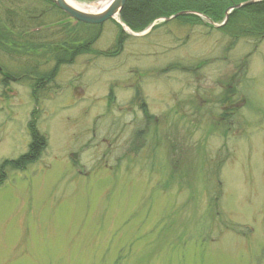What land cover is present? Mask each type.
<instances>
[{"label":"rangeland","instance_id":"obj_1","mask_svg":"<svg viewBox=\"0 0 264 264\" xmlns=\"http://www.w3.org/2000/svg\"><path fill=\"white\" fill-rule=\"evenodd\" d=\"M28 5L43 24L63 19L42 0L0 11ZM117 31L102 24L93 48ZM23 62L0 52L11 74L0 75V164L27 151L33 128L46 143L24 168L0 169V264H264V39L170 23L115 57L76 56L36 97ZM139 106L166 120L175 158L152 159L161 141L128 153Z\"/></svg>","mask_w":264,"mask_h":264},{"label":"trees","instance_id":"obj_2","mask_svg":"<svg viewBox=\"0 0 264 264\" xmlns=\"http://www.w3.org/2000/svg\"><path fill=\"white\" fill-rule=\"evenodd\" d=\"M42 1L56 10L63 19L52 24L44 23L48 24L44 25L36 17L39 14L34 15L35 10L32 5L7 7L1 10L0 50L2 53L24 60L23 64L26 65L27 62L46 64L52 58L56 64H68L79 55L95 54L115 57L123 51L130 36L118 24L115 23L118 31L114 45L106 51H98L93 48V45L100 36L99 26L74 22L56 8L52 0ZM245 2L250 3L233 9L225 24L219 28H214L198 16L206 17L213 23H220L224 20V13L228 8ZM183 11L189 14H179ZM171 16H173L171 20L153 26L150 32L173 23L177 26L203 25L210 31L227 35L230 44L237 39L253 40L256 43L264 39V0H127L119 13L121 22L130 31L136 33L144 31L155 20L167 19ZM37 56L39 59L36 62L33 61L32 59ZM46 78H48L46 75H42L37 86L39 87ZM36 130L33 128L27 151L15 159L3 160L0 169L5 167L22 169L37 159L46 140ZM3 176V174L0 175V181L4 179Z\"/></svg>","mask_w":264,"mask_h":264},{"label":"flooded vegetation","instance_id":"obj_3","mask_svg":"<svg viewBox=\"0 0 264 264\" xmlns=\"http://www.w3.org/2000/svg\"><path fill=\"white\" fill-rule=\"evenodd\" d=\"M45 11H47V10H45ZM43 13H44V11H40L39 15L36 17L37 18L41 17ZM74 22H77V21H74ZM114 25H115V23H114ZM124 32L127 33L126 31H124ZM0 52H1V50H0ZM4 55H7V54L4 53ZM37 59H39V56H37V58H34L32 60L36 62ZM52 62H53V64H52L51 70L44 72V73L39 72L40 69L44 68L45 66L49 65ZM36 64L37 63L27 62L25 65V68L32 75H34V78H33L34 82L31 86L32 87L31 88V95L33 97H36V95L38 96V91H40L45 86V84L47 82H51V81L53 82L54 77L57 75L59 68L62 65H66V64H56V62H54L53 58L49 62H47L46 64H43V63H38L37 65ZM0 75L3 76V81H4V80L9 79V76L11 74L4 71L3 67L0 65ZM42 75H46L48 78L44 79L43 83L38 87L37 83H40L39 79ZM49 77H50V80H49ZM137 97H138V94H137ZM169 111H170L169 112V114H170L169 118L170 119L173 117L177 118L176 117V114H177L176 111H174V110H169ZM138 113L141 115L140 120L142 121V124H143L142 127L143 128L138 127L131 134V139H130L129 147H128V151H129L128 153H131V152L136 153V154L141 153L142 148L144 147L145 143L148 140H151L152 142H154V141L160 142L161 141L163 143V146H161L158 150L153 151L152 159H153V157L158 156L161 149H163L164 151H168L169 154L172 157L174 156V158H175L176 152H177V150H179V147L177 146V141H176V138L174 137V134L168 132V133L163 134L164 135L163 136V135H161V133H159V127L166 120H164L161 115L150 113L145 106H143L142 108L139 106ZM183 117H185V116H183ZM167 123H168V125L172 124V122H168V121H167ZM140 138L142 140L141 143H140ZM31 139H32V137H31ZM130 148H132V149H130ZM153 150H154V147H153ZM162 164L163 163H162V161L160 162V160L155 161V168L160 169V167H162ZM175 166L176 165L173 163L172 164L173 169L169 170V172H173ZM168 179H169V177H168ZM168 182H170V181H168Z\"/></svg>","mask_w":264,"mask_h":264},{"label":"water","instance_id":"obj_4","mask_svg":"<svg viewBox=\"0 0 264 264\" xmlns=\"http://www.w3.org/2000/svg\"><path fill=\"white\" fill-rule=\"evenodd\" d=\"M127 0H109L108 3L102 7L98 11L93 12H87L81 9L76 8L72 4H70L67 0H52L54 5L60 9L63 13H65L70 18L86 23V24H92V25H101L105 21L109 19H115V16L118 15L125 4ZM250 2L242 3V4H236L232 7H230L228 10L225 11V21L228 18V14L231 10L235 8H239L243 6L244 4H247ZM188 12L184 11L179 14H187ZM224 21V22H225ZM214 25V26H221L224 24ZM150 29V28H149ZM134 34V33H132ZM136 35V34H135Z\"/></svg>","mask_w":264,"mask_h":264},{"label":"bare ground","instance_id":"obj_5","mask_svg":"<svg viewBox=\"0 0 264 264\" xmlns=\"http://www.w3.org/2000/svg\"><path fill=\"white\" fill-rule=\"evenodd\" d=\"M70 4H72L73 6H75L78 9L87 11V12H95L100 10L102 7H104L109 0H99L95 3H91V4H83V3H78L75 0H67ZM116 19H118V16H115Z\"/></svg>","mask_w":264,"mask_h":264}]
</instances>
